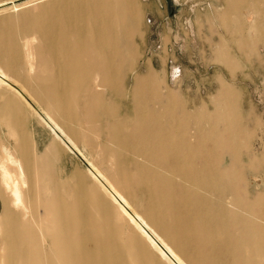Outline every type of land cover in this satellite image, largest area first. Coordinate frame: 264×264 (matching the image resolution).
<instances>
[{
  "label": "bare ground",
  "instance_id": "bare-ground-1",
  "mask_svg": "<svg viewBox=\"0 0 264 264\" xmlns=\"http://www.w3.org/2000/svg\"><path fill=\"white\" fill-rule=\"evenodd\" d=\"M136 2L0 0L1 264H264V192L237 171L264 152L239 159L234 90L187 112L147 68L125 93ZM28 98L54 133L42 152ZM82 147L94 171L61 179Z\"/></svg>",
  "mask_w": 264,
  "mask_h": 264
},
{
  "label": "rangeland",
  "instance_id": "rangeland-1",
  "mask_svg": "<svg viewBox=\"0 0 264 264\" xmlns=\"http://www.w3.org/2000/svg\"><path fill=\"white\" fill-rule=\"evenodd\" d=\"M21 1L24 0H18ZM136 1L138 21L133 37L136 56L123 73L125 93L130 90L133 78L143 76L146 69L150 68L159 75L160 94L164 95L170 90L183 101L187 112L203 109L212 114L218 107L216 102L220 87L225 84L234 90L235 99L232 104L234 116H237L243 128L240 137L243 146L240 151L238 150L240 161H248L245 159L249 156L253 161L262 157L264 152V2L262 0ZM229 2L237 4L234 17L228 13ZM235 23L238 24L237 27ZM240 40H243V43ZM11 83L14 84H10L14 89L21 91L17 83ZM125 93L124 99L114 101L116 108L122 110L128 105L129 98ZM28 102L37 113L32 123V131L39 151L42 152L54 133L48 126L51 124H47L43 111L37 104L32 103L30 98ZM211 123L215 125L214 120ZM218 123L220 122H217V125ZM218 126L220 127V124ZM54 130L61 135L58 129ZM61 138L67 142L63 135ZM80 149L82 155L73 148L66 151L67 159L64 167L57 165L55 170L61 179L68 177L71 180L75 171H80L84 175L87 174L88 169L94 171L90 162H95V159L85 148ZM217 151L220 158L227 152L226 149ZM238 168L237 171H241L243 175L240 183L242 182V185L246 183L248 189L252 190L249 193L250 197L255 195V189L264 192V167L255 165L249 169L245 167L238 170ZM1 208L0 201V212Z\"/></svg>",
  "mask_w": 264,
  "mask_h": 264
}]
</instances>
